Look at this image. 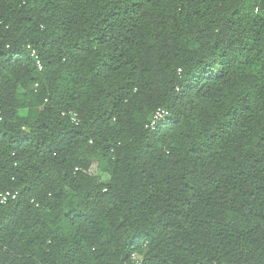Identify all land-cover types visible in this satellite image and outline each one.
Wrapping results in <instances>:
<instances>
[{"label": "trees", "instance_id": "obj_1", "mask_svg": "<svg viewBox=\"0 0 264 264\" xmlns=\"http://www.w3.org/2000/svg\"><path fill=\"white\" fill-rule=\"evenodd\" d=\"M6 191L0 264H264V0H0Z\"/></svg>", "mask_w": 264, "mask_h": 264}, {"label": "built area", "instance_id": "obj_2", "mask_svg": "<svg viewBox=\"0 0 264 264\" xmlns=\"http://www.w3.org/2000/svg\"><path fill=\"white\" fill-rule=\"evenodd\" d=\"M32 53L34 54V51H32ZM37 63H38V62H37ZM38 65H39V63H38ZM62 114L65 115V113H62ZM166 114H167V111H166V110H164V109H158V110L156 111V113L153 115V118H152V120H151V122H150V127L153 128V127L156 125V123H157L160 119H162ZM67 115L70 116V118H71V120H72L73 122L76 121V114H75V113H68ZM15 194H16V193H11V192H9V191H6L5 193H3V194L1 195V197H0V201H1V202H4L8 197L14 198V197H15ZM135 263H136V264H141L138 260H136Z\"/></svg>", "mask_w": 264, "mask_h": 264}, {"label": "rangeland", "instance_id": "obj_3", "mask_svg": "<svg viewBox=\"0 0 264 264\" xmlns=\"http://www.w3.org/2000/svg\"><path fill=\"white\" fill-rule=\"evenodd\" d=\"M89 173H91L92 175H95V176H101L102 175L100 170L95 165L90 166Z\"/></svg>", "mask_w": 264, "mask_h": 264}]
</instances>
